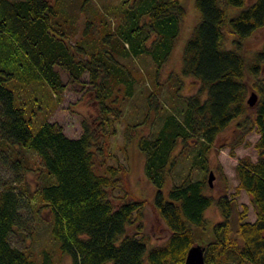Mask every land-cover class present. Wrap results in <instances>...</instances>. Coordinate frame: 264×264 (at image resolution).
Wrapping results in <instances>:
<instances>
[{
	"label": "trees",
	"instance_id": "1",
	"mask_svg": "<svg viewBox=\"0 0 264 264\" xmlns=\"http://www.w3.org/2000/svg\"><path fill=\"white\" fill-rule=\"evenodd\" d=\"M88 2L79 0V13ZM66 5L64 0H0V150L14 155L10 167L13 181L20 183L0 181V264H58L48 249L36 257L10 242L30 208L48 209L58 255H69L73 264H185L188 249L201 236L197 229L207 223L204 211L212 204L222 218L213 224L209 240L200 243L204 262L264 264V37L260 47L244 54L246 37L264 26V0H194L200 17L184 42L181 71L198 86L180 94L182 82L175 74L180 107L161 115L152 136L141 134L137 140L144 174L156 188L152 205L169 230L162 242L149 245L142 227L146 199L125 186L122 162H108L114 156V122L138 81L136 71L119 57H150L153 87L145 94L146 110L158 114V76L186 8L181 0H119L105 6V12L92 11V19L85 16L75 37L79 17ZM230 7L240 8L230 12ZM104 13L117 15V23L110 26ZM226 31L234 35L230 47L223 45ZM84 73L98 114L81 120L78 136L67 135L61 124L47 119L32 130L25 107L15 104L14 91L5 84L12 78L26 84L40 80L59 101L66 83L83 84ZM252 91L257 98L249 105ZM232 122L238 144L248 145L245 136L257 134L256 158L238 157L234 196L215 197L208 192V152ZM132 134L125 132L124 146ZM20 151L36 158L41 181L34 188L24 178L33 167ZM187 154L186 172L165 190L172 169ZM239 190L250 196L253 220L245 219L246 204L236 206Z\"/></svg>",
	"mask_w": 264,
	"mask_h": 264
},
{
	"label": "rangeland",
	"instance_id": "2",
	"mask_svg": "<svg viewBox=\"0 0 264 264\" xmlns=\"http://www.w3.org/2000/svg\"><path fill=\"white\" fill-rule=\"evenodd\" d=\"M64 1L68 3L66 9L69 12L78 14V28L75 36L77 37L80 35L85 16L92 19L95 13L100 11L105 12V6L116 3L119 0H89L84 12L81 13L78 12L79 0ZM181 1L186 8V12L180 21L179 32L171 53L160 70L158 76L159 86L155 89L156 96L159 99L158 114H154L152 109L150 112L146 110L145 94L153 87L151 84L153 65L150 57L145 54H139L135 57L132 55L119 57L130 68L136 71L138 81L135 83V90L132 96L126 98L122 103L121 117L117 118L114 122L116 134L110 137V150L115 158L114 156L110 157L108 162L114 163L116 159L122 162L127 168L125 186L134 195L146 199L143 207L142 227L147 245L162 242L168 235L169 230L152 205L156 188L144 174V158L138 148L137 140L141 134L152 136L155 129L161 124V115L180 107V100L182 98L174 95L175 86L178 84L175 74L182 82L178 90L180 94H189L195 91L198 86L196 80L182 73L181 54L184 42L194 24L198 21L200 14L194 5V0ZM239 8L230 7L229 11L234 12ZM92 11H95V13ZM104 16L108 20H111L110 26H114L118 21L117 15L104 13ZM94 21L93 32L97 33L98 22L95 19ZM233 36L231 32L226 31L223 45L230 47ZM263 37L264 26H261V29L255 30L250 36H247L244 43V54L249 56L254 49L260 47ZM60 73L63 81H67L66 73L62 70ZM82 78L85 80L83 84L67 82L59 101L54 98L48 86L40 80L26 84L16 78H12L6 80L5 84L14 91L15 104L25 107V116L31 119L32 130H36L40 123L47 119L61 124L67 135L78 136L82 130L81 120L83 118L91 120L98 114V107L93 97L91 84L86 82L87 73H84ZM144 112L147 113L148 117L144 118ZM136 121H140V123L132 126ZM126 131L133 134L124 146L123 140ZM234 133V124L232 122L218 134L214 145L208 152L209 170L213 173L208 192L212 193L215 197L224 193L228 196H234L232 193L238 181L234 169L238 157L248 155L252 159L256 158L253 142L257 134L252 131L245 136L246 141H249L247 145L244 144L245 142L238 144V141L234 140ZM20 153L26 158L27 164L33 167L32 170L26 173L24 178L29 183V186L34 188L41 181L39 170L34 169L38 166L36 158L30 151H20ZM13 157L14 155L8 150H0V181L3 179L11 180L16 187H20L18 181H13L15 175L10 167V159ZM189 161L190 156L187 154L172 169L171 175L165 181V190L172 183L178 182L182 178L190 163ZM197 174V170L194 169L193 177H196ZM208 174L207 172L206 176ZM235 198L236 206L240 207L242 203L247 206L245 219L253 220L254 209L250 196L244 190H239L235 194ZM204 216L207 223L203 230L197 229L196 233L201 234V236L197 237V243L209 240L212 236L213 224L222 218L219 207L214 204L205 209ZM50 226L51 215L48 209L41 208L36 211L30 208L22 213L17 228L9 236L10 242L19 248L29 250L36 257H39L42 249H48L52 252L54 258H59L58 264H73L69 255H58L50 235ZM127 231L132 232L133 228L128 227Z\"/></svg>",
	"mask_w": 264,
	"mask_h": 264
},
{
	"label": "water",
	"instance_id": "3",
	"mask_svg": "<svg viewBox=\"0 0 264 264\" xmlns=\"http://www.w3.org/2000/svg\"><path fill=\"white\" fill-rule=\"evenodd\" d=\"M256 98V93L254 91L250 92L247 97V103L249 105H252L256 101ZM212 177L213 173L211 170H209V174L207 177L209 186H211ZM203 249L204 246L200 243L192 245L187 251L185 264H206L203 260Z\"/></svg>",
	"mask_w": 264,
	"mask_h": 264
}]
</instances>
